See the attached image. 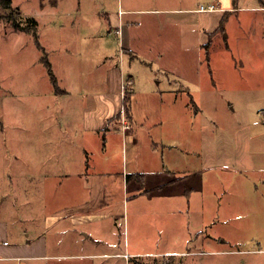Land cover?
I'll use <instances>...</instances> for the list:
<instances>
[{
  "label": "rangeland",
  "instance_id": "rangeland-1",
  "mask_svg": "<svg viewBox=\"0 0 264 264\" xmlns=\"http://www.w3.org/2000/svg\"><path fill=\"white\" fill-rule=\"evenodd\" d=\"M62 1L57 9L58 14L51 7V0H14L20 11L14 3L10 9L0 4V175L2 173L3 183L11 180L6 175L18 170L27 178L32 177V189L41 190L44 185H53L62 190L67 182L65 175L61 174L65 171L64 166L66 172L76 171L86 160L80 138L85 118L82 109L84 93L99 92L104 88L102 70L100 67L94 70L91 67L103 55L100 52L101 42L119 41L117 35L108 31L105 16L109 12L118 15L121 9L148 8V3L152 2ZM189 1L192 5L208 4L207 0ZM243 3L251 2L240 1V4ZM28 16L36 18L37 26L27 20ZM126 16L140 22L141 28L138 27L136 39H148L152 34L161 38L158 37L159 31L163 30L159 27L161 14L154 18L146 14H124ZM258 20L252 26H249V22L247 32L264 31L260 29ZM74 43L77 53L65 50ZM165 45L166 42L157 43L160 47ZM169 49L170 46H167L164 57L152 58L146 65L134 60L131 73L136 71L134 75H138L141 84H146L143 80L148 72L149 76L155 74L150 82L157 87L165 85L159 71L166 67L175 66L185 70L191 80L197 76L200 58L195 51L186 52V56L177 58L174 56L175 51ZM227 56L233 63H241L235 74L228 73V76L223 77L235 83H228V80L215 89L195 87L190 90V95L182 92L192 110L186 125L189 128V125L193 126L195 134L201 126L210 131H218L219 127L233 129L237 125L255 128L264 120V38L258 42L247 40V43L242 42L237 46L232 41ZM51 72L58 82L52 79ZM158 80L162 83L157 84ZM62 87L71 90V94L62 93ZM141 88L138 93L141 99L156 98L149 89ZM125 89L129 90V85ZM184 106L181 103L174 108L181 110ZM197 107L198 113L195 112ZM169 111L170 105L166 103L163 112L169 114ZM179 123L184 126L185 122L181 119ZM77 128L81 129L80 134ZM109 143L112 158L121 167V134L114 136L111 141L109 136ZM211 149H217V142L213 141ZM93 150L99 152L98 148ZM47 155L50 156V162L45 159ZM217 170L215 200L224 202L221 172ZM125 185L123 188L120 186L121 197L124 194L123 203L112 204L106 209L110 213L120 212L94 218L89 223H79L72 231L68 230L66 219L55 216L61 212L60 209H54V206H62L60 199L44 206L37 198L38 207L32 212L35 214L34 223L25 221L16 224V229H11L14 233L9 235L5 243L24 249L22 242L25 243L28 238V249L35 251L39 247L44 253L39 257L0 258V264H264V244H257L250 239L240 240L255 230L249 229L251 225L248 220L242 225L250 216L240 215L236 211L221 214L217 212L216 206V216H208L209 211H212L210 207L202 215L204 218H197L195 213L198 210L190 207L184 210L183 218L180 219L155 209L147 210L148 205L141 202L143 198L138 197L141 193L136 194L135 189ZM168 189L160 190L163 192L160 194H168ZM108 192L114 194L110 189ZM42 195L38 194V197ZM255 199L258 201V197ZM251 218L254 219L255 214ZM202 219L206 225L215 223L218 237L214 243L207 244L208 241H205V246L196 247L188 243L187 239L193 240V224ZM94 224L96 239L84 237ZM23 226L28 236L23 235L25 232L22 234ZM228 231L227 240L222 241L219 235L224 236ZM177 232L183 233L186 240L184 245L172 243L177 238ZM75 233L81 240H77ZM208 234L207 231L203 235ZM97 238L100 240L98 243ZM53 254L64 256L54 257Z\"/></svg>",
  "mask_w": 264,
  "mask_h": 264
},
{
  "label": "crops",
  "instance_id": "crops-1",
  "mask_svg": "<svg viewBox=\"0 0 264 264\" xmlns=\"http://www.w3.org/2000/svg\"><path fill=\"white\" fill-rule=\"evenodd\" d=\"M11 1L12 6L13 3L16 4L14 0ZM240 1L251 3L240 4ZM61 2L63 1L51 0L55 13ZM207 3H213L217 8L202 11L199 9L201 5H192L189 0H152L148 3V8L121 9L118 15L109 12L105 16L108 31L117 35L119 41L101 42L100 52L103 55L91 67L93 70L99 67L102 70L104 88L99 92L84 93L85 103L82 109L85 118L80 138L86 160H83L76 171L66 172V165L64 166L65 171L61 174L65 175L67 182L62 190L53 185H44L40 191L35 187L32 189V177L27 178L18 170L6 175L11 180L3 183L1 173L0 258L39 257L44 253L39 247L35 251L28 249V238L25 243L22 242L24 249H19V245L5 243L9 235L14 233L11 229H16V224L25 221L34 223L35 214L32 212L38 207L37 198L43 205L60 199L62 206H54V209H60L61 212L55 216L66 219L67 228L72 231L79 223H89L94 218L120 212L117 210L110 213L106 209L112 204L123 203L124 194L121 197L120 186L123 188L125 184L135 189L136 194L141 193L138 197L143 198L141 202L148 205L147 210L155 209L176 218H183L184 210L190 207L198 210L195 213L197 218H204L202 215L211 207L212 211H209L208 216L214 217L216 206L217 212L221 214L236 211L240 215L250 216L242 225L248 220L251 225L249 229L255 230L240 240L250 239L257 244H264V120L255 128L251 125H237L233 129L219 127L218 131H210L201 126L195 134L193 126L189 125V128L186 125L187 117L192 116V110L184 96L190 95V90L195 87L215 89L222 86L229 80L223 79L225 75L235 74L234 71L239 70L241 63H233L227 53L232 41L237 46L242 42L247 43V40L258 42L264 38V31L247 32V27L258 19L260 29L264 30V0H207ZM15 6L20 11L19 5ZM124 14H146L153 18L161 14L162 22L159 27L163 30L158 33L161 38H156L155 34L149 36V33L148 39H136L138 27L141 28L140 22L134 17L125 18ZM160 42H166L167 45L157 46ZM167 46H170L169 51H175L174 56L177 58L186 56V52L195 51L200 58L197 76H193L191 80L188 72L170 66L159 71L165 82L162 87L152 85L150 80L155 74L149 76V72L143 80L146 84H141L138 75H134L136 71L131 73V64L134 60L146 65L152 58L161 59L167 52ZM75 47L76 43L70 49H65V46L63 48L77 53ZM125 79L129 84L125 83ZM55 80L58 82L56 76ZM229 81L228 83H235ZM156 82L162 83L161 80ZM126 85L130 87L126 108L130 127L123 130L120 109L125 105L122 96ZM139 87L149 89L156 98L141 99ZM61 90L64 94H71L67 87H62ZM189 99L192 101L191 97ZM166 103L170 105L169 114L163 112ZM181 103L185 106L181 110H175L176 104ZM195 112H199L198 107ZM181 119L185 122L184 126H180ZM81 129L77 128L79 134ZM120 134L123 162L118 167L108 147L109 136L111 141ZM213 141L217 142V149H211ZM95 148L99 152L95 153ZM45 159L51 161L49 155ZM217 169L221 172L224 202L215 200ZM109 189L114 192L113 195L108 192ZM164 189H168V194H160L163 193L160 190ZM38 194L42 196L38 197ZM59 194L61 195L58 196ZM255 197H258V201ZM252 214H255L254 219L251 218ZM205 222L202 219L193 224L195 236L192 241V238L187 239L188 243L200 247L205 246V241H208L207 244L216 241L218 231L215 223L206 225ZM95 225L84 237H97ZM22 229L23 234L24 226ZM207 231L209 234L203 235ZM229 232L224 236L219 235L222 241L227 240ZM28 234L25 232L23 235ZM76 238L81 240L78 234ZM99 241L97 238L96 243ZM185 242L183 233L177 232V238L172 243L184 245Z\"/></svg>",
  "mask_w": 264,
  "mask_h": 264
},
{
  "label": "built area",
  "instance_id": "built-area-1",
  "mask_svg": "<svg viewBox=\"0 0 264 264\" xmlns=\"http://www.w3.org/2000/svg\"><path fill=\"white\" fill-rule=\"evenodd\" d=\"M217 6L213 3H209L208 5H201V7L199 8L200 10L202 11H208V10H214L216 9ZM120 30V29H119ZM119 30H116L115 32L116 33H119ZM128 81V80H127ZM125 81L126 84H129V82ZM124 96H122L123 98ZM124 100V98H123ZM120 113H121V121H122V124H121V128L124 130V129H129L130 127V124L128 122V118H127V113H126V107L125 105H122L121 106V109H120Z\"/></svg>",
  "mask_w": 264,
  "mask_h": 264
},
{
  "label": "trees",
  "instance_id": "trees-1",
  "mask_svg": "<svg viewBox=\"0 0 264 264\" xmlns=\"http://www.w3.org/2000/svg\"><path fill=\"white\" fill-rule=\"evenodd\" d=\"M11 3H12L11 0H0V4H2L3 7L6 8V9H10L11 8ZM28 19L33 23L34 26H37L36 25L37 22H36L34 17L28 16L27 20ZM15 25L19 26L18 24H15ZM19 27H21V26H19ZM35 36H36V34H35ZM47 63L49 64V62H47ZM51 74H52V72H51ZM52 79L55 80V76L53 74H52ZM129 96H130V91L124 88V97H123L124 100L123 101H124V104H125L126 108L128 107L127 103L129 101Z\"/></svg>",
  "mask_w": 264,
  "mask_h": 264
}]
</instances>
